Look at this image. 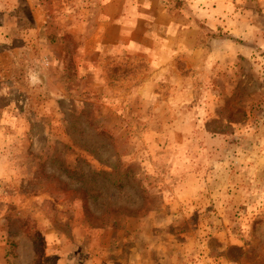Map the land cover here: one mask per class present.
Masks as SVG:
<instances>
[{
	"label": "rangeland",
	"instance_id": "rangeland-1",
	"mask_svg": "<svg viewBox=\"0 0 264 264\" xmlns=\"http://www.w3.org/2000/svg\"><path fill=\"white\" fill-rule=\"evenodd\" d=\"M213 2L0 0V264H264V0Z\"/></svg>",
	"mask_w": 264,
	"mask_h": 264
},
{
	"label": "crops",
	"instance_id": "crops-1",
	"mask_svg": "<svg viewBox=\"0 0 264 264\" xmlns=\"http://www.w3.org/2000/svg\"><path fill=\"white\" fill-rule=\"evenodd\" d=\"M193 1V0H192ZM200 2H213L212 4L214 5V3H216V7L219 8L218 3H220V0H199ZM216 1H219L218 3ZM201 16L203 19H206V23L205 25L213 30L214 28H221L222 29V33H227L228 35H230L232 33V31L230 30V28H224L225 26V22L223 23L224 18L221 17V15L219 14V12L216 9H213L211 11L208 12H203L201 11ZM179 40H181V37L179 36ZM225 40V39H224ZM195 44V42H194ZM179 48L175 49V45L174 46H168L167 50H166V54L165 57H169V59L166 60H161L159 62H164L163 64L157 66V70H159V73H162V71L164 70L163 67L164 66H168L171 67L172 64H174L173 62H175V59L173 57V59H171V52H175V51H179L181 52V54L185 53L183 60L186 62L187 64V68L188 69H193V70H200V66L201 64H199L200 62H202V59H205V55L207 53H205V50L201 49V47H199L198 45H196L195 48H191L190 47H184V46H178ZM137 52V51H136ZM167 55V56H166ZM158 57H161V55H159ZM160 60V59H159ZM204 61V60H203Z\"/></svg>",
	"mask_w": 264,
	"mask_h": 264
},
{
	"label": "trees",
	"instance_id": "trees-1",
	"mask_svg": "<svg viewBox=\"0 0 264 264\" xmlns=\"http://www.w3.org/2000/svg\"><path fill=\"white\" fill-rule=\"evenodd\" d=\"M212 35V34H211Z\"/></svg>",
	"mask_w": 264,
	"mask_h": 264
}]
</instances>
